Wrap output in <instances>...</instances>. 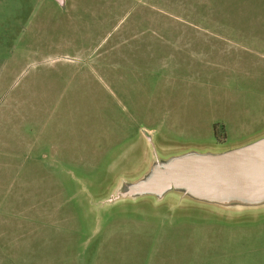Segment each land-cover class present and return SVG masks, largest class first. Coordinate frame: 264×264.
<instances>
[{
  "label": "rangeland",
  "instance_id": "obj_1",
  "mask_svg": "<svg viewBox=\"0 0 264 264\" xmlns=\"http://www.w3.org/2000/svg\"><path fill=\"white\" fill-rule=\"evenodd\" d=\"M263 9L0 0V264H264V203L108 200L154 168L147 131L167 155L264 137Z\"/></svg>",
  "mask_w": 264,
  "mask_h": 264
},
{
  "label": "water",
  "instance_id": "obj_2",
  "mask_svg": "<svg viewBox=\"0 0 264 264\" xmlns=\"http://www.w3.org/2000/svg\"><path fill=\"white\" fill-rule=\"evenodd\" d=\"M58 1L64 3V0ZM145 136L148 151L155 157L154 168L125 190L110 192V202L125 198L136 200L144 195L155 201L181 191L185 205L264 203V137L238 147L167 155L155 148L152 133L147 131Z\"/></svg>",
  "mask_w": 264,
  "mask_h": 264
},
{
  "label": "crops",
  "instance_id": "obj_3",
  "mask_svg": "<svg viewBox=\"0 0 264 264\" xmlns=\"http://www.w3.org/2000/svg\"><path fill=\"white\" fill-rule=\"evenodd\" d=\"M259 1V0H258ZM263 1V3H264V0H262ZM257 4V3H256ZM250 7H252L253 8V10H254V12H257V13H259V10H260V8H255V6H253L252 5V3H250ZM263 11H264V9H263ZM252 12V11H251Z\"/></svg>",
  "mask_w": 264,
  "mask_h": 264
}]
</instances>
